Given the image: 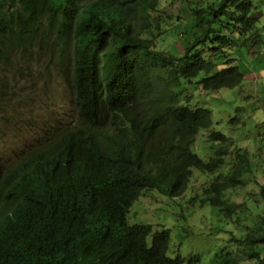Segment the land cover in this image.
<instances>
[{"label":"trees","instance_id":"obj_1","mask_svg":"<svg viewBox=\"0 0 264 264\" xmlns=\"http://www.w3.org/2000/svg\"><path fill=\"white\" fill-rule=\"evenodd\" d=\"M160 1L0 0V92L30 59L56 61L70 72L77 115L18 172L0 166V264H195L168 256V230L127 222L142 192L178 197L193 171L210 176L202 205L224 219L246 214L244 234L230 232L213 264H264V171L263 207L246 211L247 199L228 192L251 171L247 150L210 131L206 160L191 151L212 125L194 95L241 85L236 53L262 54L257 9L253 0H172L188 18L170 27L178 54L156 48L171 31Z\"/></svg>","mask_w":264,"mask_h":264},{"label":"rangeland","instance_id":"obj_2","mask_svg":"<svg viewBox=\"0 0 264 264\" xmlns=\"http://www.w3.org/2000/svg\"><path fill=\"white\" fill-rule=\"evenodd\" d=\"M160 3L163 15L172 17L166 19V28L181 24L179 27L183 29L188 18L180 15L178 1L161 0ZM253 4L257 9L254 16H259L256 26L263 36L262 54L254 59L256 56L245 48L236 53V64L244 76L241 85L194 95V103L210 110L212 125L196 136L191 151L206 160L210 143L205 136L210 131L220 132L231 138L235 147L246 149L251 171L244 186L228 194L236 203L247 199L246 211L250 208L260 212L263 199L259 196V185L264 171V0H253ZM182 10L185 16V9ZM174 33L175 29H171L164 39L157 37L156 48L171 52L176 49L180 54L182 49ZM25 66V72H18L0 92V165L3 170L13 169L34 153L46 149L63 129L74 127L77 117L71 101L70 72L65 71L63 65L33 58ZM209 177L193 171L184 193L174 198L156 190L142 192L129 208L127 222L150 225L152 230H168L170 257L176 252L185 259L198 257L199 262L195 264H213L217 251L226 246L230 232L237 238L244 234L241 222L246 214L224 219L217 208L202 205L201 190Z\"/></svg>","mask_w":264,"mask_h":264},{"label":"clouds","instance_id":"obj_3","mask_svg":"<svg viewBox=\"0 0 264 264\" xmlns=\"http://www.w3.org/2000/svg\"><path fill=\"white\" fill-rule=\"evenodd\" d=\"M55 142V141H54ZM54 142L53 143H51L50 144V146H52L53 144H54ZM48 148V147H47ZM46 148V149H47ZM46 149H44V150H46ZM44 150H41V151H44ZM41 151H38V152H41ZM38 152H36V153H38ZM35 153V154H36ZM29 163H31L29 160H26V161H24V162H22L20 165H18L17 167H15V168H13V169H10V170H3V171H8V172H11V173H16V172H18L19 170H20V168L22 167V166H24L25 164H29ZM1 166V165H0ZM2 168V167H1Z\"/></svg>","mask_w":264,"mask_h":264}]
</instances>
